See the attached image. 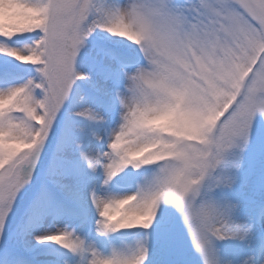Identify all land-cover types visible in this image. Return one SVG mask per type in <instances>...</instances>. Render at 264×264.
<instances>
[{
  "label": "snow or ice",
  "instance_id": "obj_1",
  "mask_svg": "<svg viewBox=\"0 0 264 264\" xmlns=\"http://www.w3.org/2000/svg\"><path fill=\"white\" fill-rule=\"evenodd\" d=\"M0 264H264V0H0Z\"/></svg>",
  "mask_w": 264,
  "mask_h": 264
}]
</instances>
